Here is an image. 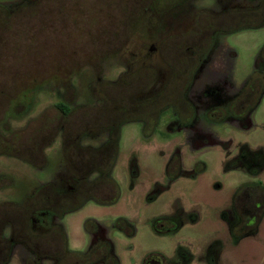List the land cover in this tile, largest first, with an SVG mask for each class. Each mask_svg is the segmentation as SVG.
<instances>
[{
	"label": "rangeland",
	"instance_id": "rangeland-1",
	"mask_svg": "<svg viewBox=\"0 0 264 264\" xmlns=\"http://www.w3.org/2000/svg\"><path fill=\"white\" fill-rule=\"evenodd\" d=\"M259 3L0 0L6 13L0 12V138H7L6 143L0 140V210L25 203L44 185L62 188L72 183L62 140L67 131L79 129L82 109L91 113L110 106L102 83H118L124 74L151 64L159 81L141 98L158 95L170 74L159 55L166 38L195 29L201 11L222 13ZM263 48L264 26L218 36V46L196 75L197 89L194 84L190 94L197 107L194 131L171 129L172 109L162 113L151 137L145 136L142 121L122 125L112 172L118 199L109 205L90 200L62 219H52L65 229L71 252L86 254L95 242L107 240L120 264H141L154 253L168 264H264V214L257 229L241 239L231 234L226 221L241 187H264V171L253 175L245 166L230 167L243 146L264 153V94L251 115L252 128L208 118L211 108L237 97L256 71L264 73ZM177 50L171 49L176 58L188 61L189 53L180 55ZM65 100L79 110L67 119L55 108ZM194 133L205 137L202 146L190 143ZM109 135L110 130L97 129L81 143L99 148ZM211 137L220 143L212 144ZM39 141L53 143L51 150L45 149L44 166L31 148ZM3 144L19 148L18 154L26 159L4 151ZM162 218L176 219L180 227L159 234L153 223ZM4 233L8 237L10 227ZM28 258H33L30 251L18 244L8 264H26Z\"/></svg>",
	"mask_w": 264,
	"mask_h": 264
},
{
	"label": "trees",
	"instance_id": "trees-1",
	"mask_svg": "<svg viewBox=\"0 0 264 264\" xmlns=\"http://www.w3.org/2000/svg\"><path fill=\"white\" fill-rule=\"evenodd\" d=\"M4 15L5 9L0 7ZM264 26V0H260L257 7L233 8L222 13L201 11L195 18V29L166 38L161 46L162 55L171 70V77L163 90L155 96L141 98L149 94L159 81L157 68L151 64L124 74L118 83H102V93L106 96L110 106L92 110L86 113L84 109L78 122L79 129L75 132L67 131L64 135V155L69 166L77 178L73 190L67 186L58 188L54 183L41 187L35 194L27 198L23 204H15L7 210H0V264L10 261V248L13 242L24 244L34 255L28 258L26 264H43L44 260H55V264H97L104 260L107 264H118L117 258L111 253L109 242L96 244L86 254L70 251L65 229L52 223V216L62 219L66 214L80 209L88 201L94 200L101 205L113 204L119 195L118 183L112 178L120 141L122 125L133 121L144 122V133L151 136L162 113L173 107L177 110L180 120L189 124L194 120L195 108L188 100L187 93L193 81V75L201 63L200 56L213 47L217 34H230L248 28ZM178 48L180 55L188 49V61L176 58L171 49ZM201 56V57H202ZM166 57L168 59H166ZM264 63V48L261 54ZM264 94V73L256 71L229 107V111L213 108L208 116L212 121H222L227 114L241 117L254 109ZM63 113L65 119L72 116L78 109L70 110L68 106L59 104L55 107ZM65 109V110H64ZM97 129H109L110 135L100 149H83L80 145L84 135L92 134ZM0 140L7 138L3 137ZM4 145V144H3ZM4 145V151H14L16 156L22 157L19 148L12 144L10 149ZM36 150L35 147H31ZM16 149V150H15ZM25 158V157H22ZM26 159V158H25ZM94 172L100 176L90 181ZM257 190V194L264 199V188L260 185L244 187L236 195L239 200L244 192ZM264 209L260 214V218ZM12 227L11 240L4 234L5 226ZM47 231L40 232L35 226ZM95 229L97 225L95 224ZM110 256H106V254ZM107 254V255H108Z\"/></svg>",
	"mask_w": 264,
	"mask_h": 264
},
{
	"label": "flooded vegetation",
	"instance_id": "flooded-vegetation-1",
	"mask_svg": "<svg viewBox=\"0 0 264 264\" xmlns=\"http://www.w3.org/2000/svg\"><path fill=\"white\" fill-rule=\"evenodd\" d=\"M33 1H35V0H33ZM185 32H188V31H185ZM185 32H183V33H185ZM180 34H182V33H179V34H176V35H180ZM219 35H221V34H217L216 35L215 40H214L213 47H211L206 54L204 53L203 56H202V54L200 56H198L199 58H201V63L199 65V67L196 69V71H195V73L193 75V81H192V84H191V86H190V88L188 90V93H187L188 100L192 103V105L195 108V117H194V120L191 123H189V124H184V123L181 122L177 110L175 108H173V107H168V109H172L174 111V114H175L173 116L174 117L173 118V121H172V123L170 125V128L171 129L178 126L180 128H183V129H188V131L189 130L194 131L193 129L195 127V122H196V118H197V107H196L194 95L192 94V97H191L190 94H191V91L193 92L192 89H193L194 84H196V89H197V85H198L197 83H198V81H195L196 75L197 74H200V72L202 70V67H203V64L206 63L209 60V58L212 55V53L215 52V49L218 46V36ZM154 50L156 51V48L152 47L151 51H154ZM188 50H189V53L191 55H194L195 54L194 53V50H191V49H188ZM160 52H161V54H159V55H162V51H160ZM162 56H163V59H164V55H162ZM164 61H165V59H164ZM165 63H166V61H165ZM167 67H168L169 72H170V74H169V79H170V77H171V70H170V67L168 65H167ZM169 79H168V81H169ZM168 81H167V83H168ZM102 95L105 96L104 94H102ZM238 96L235 97V98H233V99L228 100V102H226L227 104H225L223 107L219 106V107H213V108H222V109H226L227 111H229V107H230L231 103H233V101L236 98H238ZM262 97H263V95H262ZM262 97H261V99H262ZM261 99L259 100V102L261 101ZM259 102H258V104H259ZM61 104H64V105L68 106V108L71 111L74 110V108H72L67 103L66 100L64 101V103H61ZM57 105H59V104H57ZM257 105H256V107H257ZM213 108H211V109H213ZM255 108L252 109L251 111H249L246 115L241 116V117H235L234 115L227 114V117L225 119H223L222 121H212V120H210V121H212L213 123H228L229 122V123H233V124H235L237 126H240L241 128H245V127H242L241 125L246 124L247 122H249V124L253 123L252 120H251V115L254 112ZM56 110L59 111L58 109H56ZM209 111H208V113H209ZM63 112L64 111H62V112L59 111V113H61L63 115V118H65V116H67V115H65ZM208 118H209V116H208ZM143 125H145L144 122H143ZM246 128H248V127H246ZM103 130H105V129H103ZM96 131L97 130H95V131H93L91 133H95ZM51 132L54 134L53 130H51ZM40 135L43 136V133H41ZM42 136H41V138H42ZM151 136H153V135H151ZM151 136H146V137H151ZM204 140H206V139H205V137L203 135H201L199 133L198 134L194 133L191 136V138H190V143L192 145L196 143V145L199 144V145L202 146V143H203ZM210 142L212 144H219L220 143V141H219V139L217 137H215V138L214 137H211V141ZM62 143H63L62 144V147H63V154H64V139L62 140ZM51 144H53V143H50L49 145H42V141L41 142L39 141L37 143V147H36L37 156L40 155L39 156V159H41L42 166H44L43 164L47 163V156H45V149L46 148H49L51 150V147H52ZM80 145H81V147L83 149H87V150L88 149H100L103 146L102 145L99 148L83 147L81 141H80ZM64 157H65V155H64ZM65 159H66V157H65ZM66 161L68 163V160H66ZM68 165H69V163H68ZM240 165L241 166H245L248 170H251V172H250L251 174H253V175H259L262 171H264V153H262L261 151L260 152H258V151L257 152H251V151L248 150V148L246 146H243L241 148V150H240L239 155L237 157H235V158L232 159V162L230 164V167H233L234 166L233 169H237V168H240ZM69 168H70L71 172L69 173L68 178H70L72 180V183H70V182L67 181V183L65 184V186H67V188L69 190H73L74 185L77 184V178H76V175L74 174V172H73V170L71 169L70 166H69ZM40 169H42V167H40ZM99 176H100V173L94 172V173H92L89 176L90 177L89 179H90V181H94ZM68 183H70V184H68ZM251 186H254V185H245V186L241 187L237 191V193L240 190H242L244 187H251ZM255 191H257V190H255ZM255 191L248 190V192H244V194L241 197H239V200L238 201H236V195H237V193H236V195L234 197V200H233V210H232V213L231 214H228L226 216V221L229 224V228H230L231 234L235 238H240V239L241 238H245V236H248V234H250V232L255 231L257 229L259 223H260V220H261L260 214H261L262 210L264 209V199H263L262 196H260L259 194H257ZM263 214H264V212H263ZM55 217L56 216H52L51 219H54ZM56 218H58V217H56ZM58 219H60V218H58ZM52 223H53V221H52ZM37 226H35V227H37ZM9 227H10V234H9L8 237H6V236L5 237L7 239L11 240L12 239L11 238V234H12V227H11V225L7 224L5 226V229H7ZM179 227H180V223L176 219H163L162 218V220H157V221H155L153 223V229H154V231H156L159 234L171 233V232L177 230ZM5 229H4V231H5ZM106 241L107 240H99V241L95 242L91 246V249L96 244H98L100 242H106ZM18 244H21V245L25 246L22 243L13 242L12 243V246L10 248V261H11V256L14 253V250H16V248H18ZM110 245H111V243H110ZM27 250H29V249L27 248ZM90 250H89V252H90ZM30 253L32 254L31 251H30ZM111 253H112V255H114L117 258L118 264H120V261H119L118 256L113 251V247H111ZM107 254H106V256H110L109 254L108 255ZM214 255H217V252H216L215 249L212 250V257H213V259H214ZM32 256L34 257L33 254H32ZM99 263L107 264L104 260H101V262H99ZM141 264H168V263L166 262V260L164 259V257L160 253L159 254H155L154 253V254L146 257L142 261ZM176 264H181V263H176Z\"/></svg>",
	"mask_w": 264,
	"mask_h": 264
},
{
	"label": "crops",
	"instance_id": "crops-1",
	"mask_svg": "<svg viewBox=\"0 0 264 264\" xmlns=\"http://www.w3.org/2000/svg\"><path fill=\"white\" fill-rule=\"evenodd\" d=\"M242 127H248V128H252L253 127V123L249 124V122H247L246 124L241 125ZM240 127V126H239Z\"/></svg>",
	"mask_w": 264,
	"mask_h": 264
}]
</instances>
